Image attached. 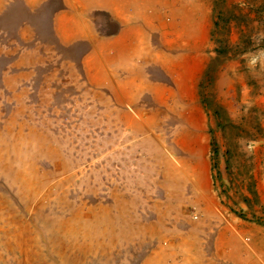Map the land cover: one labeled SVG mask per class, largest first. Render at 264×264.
<instances>
[{
  "label": "rangeland",
  "instance_id": "1",
  "mask_svg": "<svg viewBox=\"0 0 264 264\" xmlns=\"http://www.w3.org/2000/svg\"><path fill=\"white\" fill-rule=\"evenodd\" d=\"M144 4L154 98L88 87L84 45L0 80V264H264V0Z\"/></svg>",
  "mask_w": 264,
  "mask_h": 264
},
{
  "label": "crops",
  "instance_id": "2",
  "mask_svg": "<svg viewBox=\"0 0 264 264\" xmlns=\"http://www.w3.org/2000/svg\"><path fill=\"white\" fill-rule=\"evenodd\" d=\"M102 11L117 28L100 34L92 14ZM144 0H0V56L9 60L0 69L6 81L15 71L45 64L46 49L84 45L79 64L85 84L107 91L113 103L132 105L156 81L148 68H164L169 53L156 54L148 46ZM2 19L7 20L2 25ZM119 103V102H118Z\"/></svg>",
  "mask_w": 264,
  "mask_h": 264
}]
</instances>
